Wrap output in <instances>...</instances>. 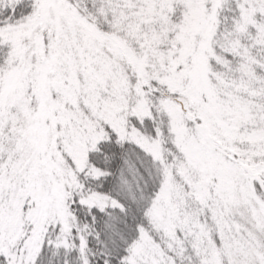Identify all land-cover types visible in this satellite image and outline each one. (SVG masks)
<instances>
[{"label": "snow or ice", "instance_id": "6c2138e0", "mask_svg": "<svg viewBox=\"0 0 264 264\" xmlns=\"http://www.w3.org/2000/svg\"><path fill=\"white\" fill-rule=\"evenodd\" d=\"M0 264H264V0H0Z\"/></svg>", "mask_w": 264, "mask_h": 264}]
</instances>
